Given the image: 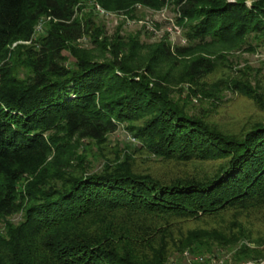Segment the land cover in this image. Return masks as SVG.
Segmentation results:
<instances>
[{
	"label": "trees",
	"instance_id": "1",
	"mask_svg": "<svg viewBox=\"0 0 264 264\" xmlns=\"http://www.w3.org/2000/svg\"><path fill=\"white\" fill-rule=\"evenodd\" d=\"M87 1L170 3L186 44L107 37ZM263 43L264 0H0V264L264 261V77L234 55ZM226 92L261 116L221 125Z\"/></svg>",
	"mask_w": 264,
	"mask_h": 264
},
{
	"label": "rangeland",
	"instance_id": "2",
	"mask_svg": "<svg viewBox=\"0 0 264 264\" xmlns=\"http://www.w3.org/2000/svg\"><path fill=\"white\" fill-rule=\"evenodd\" d=\"M229 2L234 0H228ZM250 3V0H247ZM81 12L90 16L97 26L104 29L105 35L107 37L113 36L116 32L120 36L126 37L127 34H139L140 41L146 44L159 42L161 40H167L171 45L184 46L186 43H181L183 36L182 26L175 23V7L168 3L163 7L155 10L150 9L141 4H135L131 10L128 11L129 14L123 11H108L102 8L94 1H87L84 3ZM49 18L41 19L35 28V35L33 36V41L37 38L44 28L46 22ZM147 26L152 27L151 32L147 29ZM172 26H176L181 29V34L177 35L174 33ZM91 33V31H90ZM170 37V39H169ZM171 41V42H170ZM17 44H29V42H18L12 45L13 49ZM74 45L79 49H91L93 46L91 44V39L88 36H84L79 39ZM68 56L67 53H64ZM237 57V68H243L249 66L254 70L261 71V76L264 77V43L253 53H234ZM69 61H72L69 58ZM18 72L23 77L27 74V71L19 68ZM184 88H188V85H183ZM186 91L184 92V95ZM182 95V96H184ZM193 104L198 106L199 101L196 99L192 100ZM205 105V103H203ZM208 106V105H206ZM217 112L215 114V119L221 123V125H235L243 123L244 121L254 120L261 116L259 111L253 105L250 100L243 99L234 94L228 92L225 93L222 103L219 105ZM209 107V106H208ZM198 108V107H196ZM210 108V107H209ZM110 147L115 148L117 146L122 147L123 142H130L132 145H138L129 135H127L122 128L118 129L115 133L109 136ZM18 216L13 218L14 222H17ZM261 221L254 220V231H259ZM262 228V227H261ZM263 230V228H262ZM248 247H254L253 245L244 242ZM232 252L227 250H215L211 254H206L202 256V261H206V264H225L231 257ZM192 258L187 252H184L182 256H172L168 258L167 264H191ZM244 264H253L252 262H247ZM264 264V261L260 262Z\"/></svg>",
	"mask_w": 264,
	"mask_h": 264
},
{
	"label": "built area",
	"instance_id": "3",
	"mask_svg": "<svg viewBox=\"0 0 264 264\" xmlns=\"http://www.w3.org/2000/svg\"><path fill=\"white\" fill-rule=\"evenodd\" d=\"M173 30H174V33H176L177 35H180L181 34V29L176 27V26H172ZM147 29L151 32V29H153L152 27H149L147 26ZM170 39V37H169ZM171 42V41H170ZM181 43H186L185 42V38L182 36V39H181ZM200 261H202V258H199Z\"/></svg>",
	"mask_w": 264,
	"mask_h": 264
}]
</instances>
